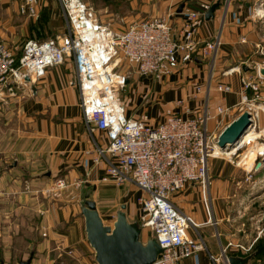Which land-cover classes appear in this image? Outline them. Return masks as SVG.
Segmentation results:
<instances>
[{
    "label": "built area",
    "instance_id": "1",
    "mask_svg": "<svg viewBox=\"0 0 264 264\" xmlns=\"http://www.w3.org/2000/svg\"><path fill=\"white\" fill-rule=\"evenodd\" d=\"M41 1L45 0H20L17 12L25 17L35 16ZM58 2L66 22L61 35L48 40H28L19 55L16 49L0 41V102L19 97L29 84L43 78L49 67L72 60L76 77L69 80V84L79 90L83 119L90 131L102 130L107 139L105 147H97L95 160L107 158L100 180H113L116 184L134 182L142 191L138 198L141 226L149 230L162 248L160 256L151 264H182L183 259L206 250V246L199 235V239L188 235L187 229H195L199 224L176 207L170 197L187 184L199 186L208 220H211L208 163L212 157L225 156L223 150L227 149L221 150L217 145L224 128L219 132L209 128L211 115L207 108L190 117L174 114L155 125L148 121L146 114L128 117L121 93L127 87L131 72L120 68V63L127 62L139 77L160 80L176 71L180 64L215 55L221 44L219 34L204 42L194 39L199 21L210 4L200 3L199 9L184 6L183 23L174 33L167 16H154L115 30L95 19L94 9L85 0ZM253 13L256 20L264 23V1L254 7ZM259 66H264V62L255 64L253 76H240L238 105L241 112L250 114L248 129L252 130L258 125L259 111L251 102L262 97L264 87ZM234 70L231 68L223 75ZM199 89L200 86L197 91ZM215 89L227 93L231 86L219 82ZM260 109L264 113V106ZM230 110L218 105L215 114L226 115ZM243 139H239L235 151L249 143ZM215 147L220 149L216 154ZM263 157L264 153L258 152L256 159ZM67 187L68 182L56 176L46 192L48 196L59 197ZM229 246L248 252L252 244L230 243L222 253ZM209 257L213 262L218 261L211 254Z\"/></svg>",
    "mask_w": 264,
    "mask_h": 264
},
{
    "label": "crops",
    "instance_id": "2",
    "mask_svg": "<svg viewBox=\"0 0 264 264\" xmlns=\"http://www.w3.org/2000/svg\"><path fill=\"white\" fill-rule=\"evenodd\" d=\"M19 1L0 0V5L4 6L3 9L0 8L3 10V17L4 15L11 16L13 12L16 13ZM263 1L145 0L143 5H148V14L144 17L137 14L138 17L135 16L136 19L126 27L133 22L163 15L167 16L173 32L177 33L183 23L184 6L199 9L200 3H208L211 6L219 2L212 18L205 19L204 16L201 18L194 39L204 42L219 34L221 44L215 55L206 58L199 57L192 62L180 64L176 71L160 80L139 77L131 69L130 75L136 80L137 77L140 78V82L135 85H142L137 86L142 90V94L139 93L140 90L137 93L133 90L130 94V97L134 96L132 100H136L138 105L134 111L127 106V101H130L129 96L121 94L126 115L137 118L146 114L148 121L155 125L174 114L190 117L204 112L207 108L211 115L208 120L209 128L212 121L211 130L221 131L241 114L238 107L241 94L240 76L238 80L236 76L222 75L221 72L241 54L251 56V52H255L254 44L258 45L257 41L261 34L256 28L260 22L256 20L253 9ZM180 6H182L181 10H179ZM17 14L20 15L18 12ZM94 17L99 22L107 24L97 15ZM12 48L18 49L17 46ZM16 53L20 54L17 50ZM75 77L74 63L68 60L62 65L49 67L45 76L29 84V87L19 97L12 98L7 103L0 102V123L3 122L5 128L15 115V127L11 123L6 129V133L11 132L6 134L8 141L19 139V146L16 143L11 146L14 148L16 145L15 149L18 150L16 158L7 169L0 173V198L7 195L20 199L37 197V194L42 192L44 178L49 175L50 178L61 176L68 182V187L62 190V194L52 203L45 206L38 205L36 208L42 215L41 223L47 231L38 242V252L25 259L30 260L29 264H55L56 262L73 264L75 261L79 263L83 261L87 264L85 256L93 248L86 238L81 202L89 199L97 203L94 199L95 189L103 183H108L104 184L106 187H111L115 183L113 180L107 182L100 180L105 172L107 158L95 160L97 147H105L107 139L104 131H90L86 125L79 105V90L76 85L69 84V80H75ZM130 79L127 86L131 84ZM219 82L230 84L231 90L227 93L217 92L215 85ZM198 86L200 89L197 91ZM180 100L182 103L178 102ZM146 103H149V106H146ZM218 105L230 107L231 110L226 115H217L215 108ZM1 126L0 124V130ZM10 144L9 142L8 145ZM210 163L213 165V162L208 164ZM222 167L223 165H220L219 171L215 170L216 173L212 176L209 174L212 178L209 186L212 211L210 221L202 202L199 186L187 184L183 190L170 197L176 207L192 216L199 224L195 229H187L188 235L193 238L195 234L199 235L206 246V250L183 259L182 264H228V256H245V254H241L242 252L232 246L222 253L224 247L230 243L232 245L247 244L253 241L255 243L263 236L261 231H258L256 237L250 241L249 237L252 235L246 233L247 230L243 234L237 233L240 229L235 227V221L244 215V210L243 213L241 210L244 201L238 199L239 206L234 208V199L230 189L231 180ZM79 187L85 190L82 193L83 197L76 200L75 194H79L77 190ZM102 192L105 195L106 193L113 194L115 191L110 189L104 192L103 189ZM139 195L141 194L137 190L129 195V200L134 202V206L136 197ZM90 196L93 198L90 199ZM261 196L262 194H257L252 198L260 199ZM124 211L130 222L137 221L134 218L136 210L126 204ZM98 212L100 214L99 210ZM262 218L263 216L258 221ZM199 227L210 230L209 241L203 235L202 230L200 233ZM48 245L51 246L48 247ZM209 254L218 258V261L213 262ZM25 260H19L18 264ZM254 263L251 258L247 264Z\"/></svg>",
    "mask_w": 264,
    "mask_h": 264
},
{
    "label": "rangeland",
    "instance_id": "3",
    "mask_svg": "<svg viewBox=\"0 0 264 264\" xmlns=\"http://www.w3.org/2000/svg\"><path fill=\"white\" fill-rule=\"evenodd\" d=\"M85 1L94 9V15L102 18L107 25L114 29L126 27L131 21L136 19L135 16H137V14L140 17H144L148 14V5H143L145 0ZM0 8L3 9L4 6L0 5ZM2 11L3 10H0V41L9 47L17 46L18 49L16 50L18 52H21L25 42L28 40H48L57 35H61L65 31L66 22L57 0L39 2L37 14L32 17L20 16L17 12H13L11 16L4 15L3 17ZM256 28L259 34H261V37L258 38V45L254 44V48L256 49L255 52H251V56L241 54L238 58L232 60L230 66L222 70L221 73L231 68H238L227 76H236L239 80V76L241 75L253 76L252 72L255 71V64L264 62V23L260 22ZM120 64V68L123 70L131 71L132 68L127 62L122 61ZM130 77L131 84L128 85L121 94H127V97L129 96L128 99H130V101H127V106L131 107V110L134 111L138 108V105L136 100H132L134 96L130 97V94L133 90H135V93L140 90L139 93L142 94V90L137 87L141 84L135 85L140 82V78L137 77L136 80L132 75H130ZM261 93L262 97L260 99L251 102L259 111L257 120L258 125L255 128V135H258L259 138L256 139L255 143L251 141L235 151V153L231 155V158L229 156L212 157L209 162H213V165H211V163L208 164V175L210 174L211 176L216 173L215 170H217V172L219 171L220 165H223L222 169L224 173H226L231 180L230 189L232 198L234 199V208L239 206L238 199L244 201L242 204L243 208H241L242 213L244 210V215L236 219L235 227L240 229H238L239 231L237 233L243 234L245 230H247L246 233H251L252 237H249L250 241L256 237L258 231H261V234L264 236V164L257 168L256 163L258 161L261 162V159L258 158L253 163V166H250L252 159L255 156L257 157L258 154L255 148L258 145L264 144V135H262V131L264 130V113L260 109L264 106V87H262ZM248 96L250 98L249 92ZM121 97L123 98V96ZM146 106H149V103ZM245 106L244 104V107ZM11 123H13L15 127V115ZM11 123L7 124L6 128L3 122L0 123L2 125L0 130V173L9 167V164L16 158L18 152V150L15 149L16 145H14V148L11 146L13 143L19 146V139L8 141L6 137V134L11 133L9 131L6 133V129L10 127ZM210 125H213L212 121ZM9 142L11 143L10 146L8 145ZM210 179L212 178L210 177ZM53 180L54 178H50V175L44 178V184L41 188L42 192L40 191L37 197L20 199L18 197H12L13 195H7L2 197V199L0 198V264H18L19 260H25L31 254L38 252V242L46 235L47 230L43 228L41 223L42 215L36 208L38 205H48L56 199L53 195L48 196L46 192V190L50 188ZM259 180L261 181L259 182ZM104 184L108 183H103V185L98 186L94 192V199L97 202L96 206L100 211L103 223L112 225L117 210L121 208L122 204L125 206L128 204L130 208L136 210V216L134 218L141 227L142 233L140 238L142 241L145 242L147 238H154L146 227L143 228L141 226V211L138 203V197L141 195L136 197L135 206L134 202L131 199V201L129 200V195L135 190L142 194V191L134 182L132 180H127L123 184L114 183L111 187H106ZM103 189L104 192L110 189L115 192L113 194L106 193L104 195L102 192ZM77 190L79 194H75V199L79 200L83 197L82 193L85 189L79 187ZM257 194H262L260 199H253L252 197H255ZM89 198L92 199L93 197L90 196ZM22 206H25V208H21ZM262 216V220L258 221ZM200 230H202L203 235L207 241H209L211 235L210 230L206 228L200 229L199 227V231ZM195 238L199 239L196 234ZM247 244H252L251 249L241 254L246 255L253 251L254 241ZM49 246L51 245H48V247ZM5 250H7V252ZM85 257H87V264H97L93 249ZM75 262L73 264H86L83 261L81 263ZM253 262H255L254 264H263V261ZM55 264H58V262ZM64 264L71 263L65 262Z\"/></svg>",
    "mask_w": 264,
    "mask_h": 264
},
{
    "label": "water",
    "instance_id": "4",
    "mask_svg": "<svg viewBox=\"0 0 264 264\" xmlns=\"http://www.w3.org/2000/svg\"><path fill=\"white\" fill-rule=\"evenodd\" d=\"M219 2L210 6L205 13V19L213 17V12ZM182 6L179 7V10ZM260 75L264 76V66H259ZM250 125V114L241 112L233 119L218 136L217 145L221 149H230L236 146L239 139ZM264 164V157L256 167ZM122 205L116 212L112 225L103 223L102 218L93 200L81 202V212L84 216L86 238L94 250L97 264H151L161 254L162 248L155 238H148L143 242L140 238L141 227L137 221L130 222ZM253 257V252L245 256H228V264H247ZM30 260L21 261L20 264H29Z\"/></svg>",
    "mask_w": 264,
    "mask_h": 264
},
{
    "label": "bare ground",
    "instance_id": "5",
    "mask_svg": "<svg viewBox=\"0 0 264 264\" xmlns=\"http://www.w3.org/2000/svg\"><path fill=\"white\" fill-rule=\"evenodd\" d=\"M234 69H236V68H233V70ZM255 132H256V130L248 129V131H246L243 134V136H242V138L244 137V139H243L244 142L245 141H248V142H251V141L253 142L254 141V143H255L256 142V139L259 138L258 135L257 136L255 135ZM259 133H261V132H259ZM262 135H264V130L262 131ZM255 149H257L258 152L264 153V151L262 150V144L261 145H258ZM219 150L220 149L218 147H215V153L214 154H216V152H219ZM235 150H236L235 146L231 147L230 149H227L226 152L223 150V155L229 156V155L233 154ZM255 161H256V156L251 161V164H250L251 167L253 166V163ZM261 166H262V164L259 167H261ZM259 167H257V168H259Z\"/></svg>",
    "mask_w": 264,
    "mask_h": 264
},
{
    "label": "trees",
    "instance_id": "6",
    "mask_svg": "<svg viewBox=\"0 0 264 264\" xmlns=\"http://www.w3.org/2000/svg\"><path fill=\"white\" fill-rule=\"evenodd\" d=\"M253 261H263L264 262V236L257 239L253 246Z\"/></svg>",
    "mask_w": 264,
    "mask_h": 264
}]
</instances>
